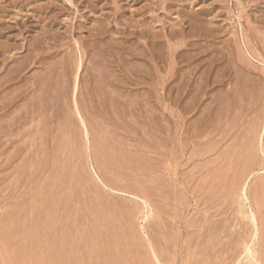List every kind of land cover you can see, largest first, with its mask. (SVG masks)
Listing matches in <instances>:
<instances>
[{"label":"rangeland","instance_id":"1","mask_svg":"<svg viewBox=\"0 0 264 264\" xmlns=\"http://www.w3.org/2000/svg\"><path fill=\"white\" fill-rule=\"evenodd\" d=\"M0 43V264H264V0H0Z\"/></svg>","mask_w":264,"mask_h":264},{"label":"bare ground","instance_id":"2","mask_svg":"<svg viewBox=\"0 0 264 264\" xmlns=\"http://www.w3.org/2000/svg\"><path fill=\"white\" fill-rule=\"evenodd\" d=\"M1 19H2V18H1ZM1 21H2V20H1ZM54 21H55V20H54ZM12 22H13V21H12ZM26 22H27V21H26ZM113 22H114V21H113ZM115 23H116V22H115ZM137 23H138V22H137ZM17 24H18V23H17ZM118 25H119V24H118ZM193 25H194V24H193ZM66 26H67V25H66ZM17 27H18V26H17ZM67 27H68V26H67ZM123 32H124V31H123ZM140 32H141V31H140ZM252 32H253V31H252ZM250 33H251V32H250ZM39 35H40V34H39ZM45 35H46V34H45ZM131 35H132V34H131ZM258 36H259V35H258ZM1 38H2V37H1ZM46 38H47V37H46ZM142 38H143V37H142ZM260 38H261V37H260ZM262 39H263V38H262ZM5 40H6V39H5ZM57 40H58V39H57ZM46 41H47V40H46ZM49 41H50V40H49ZM13 43H14V42H13ZM22 43H23V42H22ZM257 43H258V42H257ZM0 44H1V43H0ZM31 44H33V43H31ZM15 45H16V44H15ZM33 45H34V44H33ZM22 47H23V46H22ZM123 47H124V46H123ZM110 48H111V47H110ZM34 49H35V47H34ZM34 49H33V50H34ZM48 49H49V48H48ZM177 49H178V48H177ZM36 50H37V49H36ZM51 50H52V49H51ZM4 51H5V50H4ZM47 51H48V50H47ZM66 51H67V50H66ZM83 51H84V50H83ZM106 51H108V50H106ZM134 51H135V50H134ZM239 51H240V50H239ZM30 52H32V51H30ZM35 52H36V51H35ZM35 52H34V53H35ZM110 52H111V51H110ZM116 52H117V51H116ZM136 52H137V51H136ZM28 53H29V52H28ZM28 53H27V54H28ZM37 53H38V52H37ZM105 53H106V52H105ZM107 53H108V52H107ZM126 53H127V52H126ZM130 53H131V52H130ZM134 53H135V52H134ZM141 53H143V52H141ZM141 53H140V54H141ZM144 53H145V52H144ZM108 54H109V53H108ZM117 54H118V53H117ZM135 54H137V53H135ZM7 55H8V54H7ZM12 55H13V54H12ZM144 55H145V54H144ZM149 55H150V54H149ZM104 56H105V55H104ZM115 56H116V55H115ZM125 56H126V55H125ZM136 56H137V55H136ZM139 56H140V55H139ZM2 57H3V56H2ZM75 57H76V56H75ZM133 57H135V56H133ZM71 58H72V57H71ZM80 58H81V57H80ZM107 58H108V57H107ZM124 58H126V57H124ZM32 59H33V58H32ZM241 59H242V58H241ZM248 59H249V58H248ZM70 60H71V59H70ZM116 60H117V59H116ZM123 60H124V59H123ZM150 60H151V59H150ZM32 61L34 62V60H32ZM68 61H69V59H68ZM13 62H14V61H13ZM17 62H18V61H17ZM44 62H45V61H44ZM115 62H117V61H115ZM120 62H121V61H120ZM135 62H136V61H135ZM144 62H145V61H144ZM39 63H40V62H39ZM49 63H50V62H49ZM68 63H69V62H68ZM122 63H123V62H122ZM138 63H139V62H138ZM21 64H22V63H21ZM65 64H66V63H65ZM77 64H78V63H77ZM125 64H126V63H125ZM17 65H19V64H17ZM43 65H44V64H43ZM127 65H128V64H127ZM129 65H130V64H129ZM22 66H23V64H22ZM27 66H28V63H27ZM37 66H38V65H37ZM50 66H51V65H50ZM66 66H68V65H66ZM77 66H78V65H77ZM51 67H53V66H51ZM55 67H56V66H55ZM58 67H59V66H58ZM112 67H113V66H112ZM112 67H111V68H112ZM118 67H119V66H118ZM29 68H30V67H29ZM29 68H28V69H29ZM46 68H47V67H46ZM48 68H49V67H48ZM53 68H54V67H53ZM63 68H64V67H63ZM116 68H117V67H116ZM122 68H123V67H122ZM128 68H131V67H128ZM132 68H133V67H132ZM140 68H141V67H140ZM257 68H258V67H257ZM257 68H256V69H257ZM24 69H26V68H24ZM50 69H51V68H50ZM69 69H70V68H69ZM76 69H77V68H76ZM113 69H114V68H113ZM249 69H250V68H249ZM41 70H42V69H41ZM43 70H44V68H43ZM48 70H49V69H48ZM77 70H78V69H77ZM125 70H126V69H125ZM130 70H132V69H130ZM15 71L17 72L16 69H15ZM15 71H14V74H16ZM119 71H120V70H119ZM43 72H44V71H43ZM47 72H48V71H47ZM142 72H143V71H142ZM144 72H145V71H144ZM148 72H149V71H148ZM243 72H244V71H243ZM111 73H112V72H111ZM113 73H114V72H113ZM118 73H120V72H118ZM128 73H129V71H128ZM133 73H135V72H133ZM23 74H24V73H23ZM51 75H52V74H51ZM113 75H114V74H113ZM138 75H139V74H138ZM10 76H11V75H10ZM15 76H16V75H15ZM40 76H41V75H40ZM71 76H72V75H71ZM71 76H70V77H71ZM103 76H105V74H103ZM110 76H111V75H110ZM130 76H131V75H130ZM188 76H189V75H188ZM247 76H248V75H247ZM16 77H17V76H16ZM33 77H34V76H33ZM51 77H53V76H51ZM51 77H49V78H51ZM64 77H65V76H64ZM70 77H69V78H70ZM105 77H106V76H105ZM249 77H250V76H249ZM8 78H9V77H8ZM11 78H12V77H11ZM38 78H39V77H38ZM46 78H47V77H46ZM55 78H56V77H55ZM110 78H111V77H110ZM113 78H114V76H113ZM132 78H133V76H132ZM5 79H6V78H5ZM12 79H13V78H12ZM23 79H24V78H23ZM64 79H65V78H64ZM64 79H63V80H64ZM108 79H109V78H108ZM242 79H243V77H242ZM247 79H248V78H247ZM249 79H250V78H249ZM260 79H261V78H260ZM8 80H9V79H8ZM13 80H14V79H13ZM27 80H28V79H27ZM35 80H36V79H35ZM38 80H41V79H38ZM43 80H44V79H43ZM45 80H46V79H45ZM47 80H49V79L47 78ZM50 80H51V79H50ZM61 80H62V79H61ZM111 80H112V79H111ZM118 80H119V79H118ZM160 80H161V79H160ZM245 80H246V79H245ZM245 80H244V81H245ZM22 81H23V80H22ZM108 81H109V80H108ZM113 81H114V80H113ZM158 81H159V80H158ZM256 81H257V80H256ZM20 82H21V81H20ZM36 82H37V81H36ZM36 82H34V83H36ZM41 82H42V81H41ZM43 82H44V81H43ZM58 82H59V81H58ZM70 82H71V81H70ZM212 82H213V81H212ZM218 82H219V81H218ZM248 82H249V81H248ZM250 82H251V81H250ZM259 82H260V81H259ZM28 83H29V82H28ZM44 83H45V82H44ZM50 83H51V81H50ZM65 83H66V82H65ZM65 83H64V84H65ZM68 83H69V82H68ZM105 83H106V82H105ZM116 83H117V82H116ZM244 83H245V82H244ZM252 83H253V81H252ZM5 84H6V83H5ZM9 84H10V83H9ZM55 84H56V83H55ZM62 84H63V83H62ZM64 84H63V85H64ZM121 84H122V83H121ZM247 84H248V83H247ZM7 85H8V84H7ZM25 85H26V84H25ZM34 85H36V84H34ZM42 85H43V84H42ZM48 85H49V83H48ZM53 85H54V84H53ZM242 85H243V84H242ZM253 85H254V84H253ZM260 85H261V84H260ZM260 85H259V86H260ZM0 86H1V85H0ZM4 86H6V85H4ZM26 86H27V85H26ZM54 86H55V85H54ZM70 86H71V85H70ZM244 86H245V85H244ZM248 86H249V85H248ZM255 86H256V85H255ZM19 87H20V86H19ZM22 87H23V86H22ZM38 87H39V85H38ZM38 87H37V88H38ZM40 87H41V86H40ZM80 87H81V86H80ZM157 87H158V86H157ZM47 88H48V87H47ZM49 88H50V87H49ZM107 88H108V87H107ZM109 88H110V87H109ZM239 88H240V87H239ZM251 88H252V86H251ZM0 89H1V88H0ZM50 89H51V88H50ZM66 89H67V87H66ZM68 89H69V88H68ZM75 89H76V88H75ZM75 89H73V90H75ZM104 89H105V88H104ZM249 89H250V88H249ZM254 89H255V88H254ZM7 90H8V89H7ZM21 90H22V89H21ZM29 90H30V89H29ZM34 90H35V89H34ZM242 90H243V89H242ZM255 90H256V89H255ZM16 91H17V90H16ZM16 91H15V92H16ZM25 91H26V90H25ZM44 91H45V90H44ZM60 91H62V89H61ZM105 91H108V90L105 89ZM110 91H111V90H110ZM120 91H121V90H120ZM120 91H119V92H120ZM224 91H225V90H224ZM258 91H259V90H258ZM15 92H14V93H15ZM32 92H33V91H32ZM236 92H237V91H236ZM252 92H253V91H252ZM254 92H255V91H254ZM254 92H253V93H254ZM259 92H261V91H259ZM14 93H13V94H14ZM34 93H37V92H34ZM39 93H40V92H39ZM47 93H48V92H47ZM47 93H46V94H47ZM62 93H63V92H62ZM64 93H65V92H64ZM68 93H69V92H68ZM102 93H103V92H102ZM117 93H118V92H117ZM227 93H228V92H227ZM248 93H249V92H248ZM20 94H21V93H20ZM20 94H18L17 96H16L15 94H14V95H15L16 97H19ZM43 94H44V93H43ZM59 94H60V93H59ZM72 94H73V93H72ZM100 94H101V93H100ZM109 94H112V93H109ZM123 94H124V93H123ZM251 94H252V93H251ZM251 94H250V95H251ZM11 95H12V94H11ZM21 95H23V93H22ZM33 95H34V94H33ZM50 95H51V94H50ZM55 95H56V94H55ZM113 95H114V94H113ZM253 95H254V94H253ZM5 96H6V95H5ZM39 96H41V95H39ZM100 96H101V95H100ZM3 97H4V96H3ZM16 97H15V100L17 99V101H18L19 98H16ZM20 97H21V96H20ZM45 97H46V96H45ZM57 97H58V96H57ZM114 97H115V96H114ZM116 97H117V96H116ZM213 97H215V96H213ZM245 97H246V96H245ZM248 97H249V96H248ZM4 98H5V97H4ZM9 98H10V97H9ZM13 98H14V97H13ZM21 98H22V97H21ZM23 98H24V97H23ZM59 98H61V97H59ZM68 98H69V97H68ZM78 98H79V97H78ZM119 98H120V97H119ZM256 98H257V96H256ZM26 99H27V98H26ZM38 99H39V98H38ZM50 99H51V98H50ZM79 99H80V98H79ZM79 99H78V100H79ZM124 99H125V97H124ZM126 99H127V98H126ZM225 99H226V98H225ZM232 99H233V98H232ZM250 99H251V98H250ZM252 99H254V98H252ZM5 100H6V99H5ZM10 100H11V99H10ZM40 100H41V99H40ZM42 100H43V102H44V99H42ZM53 100H54V99H53ZM76 100H77V99H76ZM102 100H103V99H102ZM245 100H246V99H245ZM254 100H255V99H254ZM254 100H253V101H254ZM2 101H3V100H2ZM45 101H46V100H45ZM50 101H51V100H50ZM60 101H61V100H60ZM116 101H117V100H116ZM220 101H221V100H220ZM258 101H259V100H258ZM11 102H13V100H12ZM15 102H16V101H15ZM34 102H35V101H34ZM61 102H62V101H61ZM64 102H65V100H64ZM118 102H119V100H118ZM122 102H123V100H122ZM228 102H229V101H228ZM254 102H255V101H254ZM9 103H10V102H9ZM13 103H14V102H13ZM31 103H33V102H31ZM36 103H37V102H36ZM54 103H55V102H54ZM103 103H104V102H103ZM112 103H113V102H112ZM115 103H116V102H115ZM120 103H121V102H120ZM212 103H213V102H212ZM224 103H226V101H225ZM255 103H256V102H255ZM3 104H4V103H3ZM16 104H17V103H16ZM47 104H48V103H47ZM59 104H60V103H59ZM80 104H81V103H80ZM124 104H125V103H124ZM19 105H20V104H19ZM43 105H44V104H43ZM60 105H61V104H60ZM102 105H103V104H102ZM112 105H113V104H112ZM238 105H239V104H238ZM11 106H12V105H11ZM11 106H10V107H11ZM21 106H22V105H21ZM35 106H36V105H35ZM38 106H39V102H38ZM64 106H65V105H64ZM113 106H114V105H113ZM130 106H131V105H130ZM228 106H230V105H228ZM249 106H250V105H249ZM259 106H260V105H259ZM3 107H4V106H3ZM3 107L0 106V108H3ZM5 107H6V105H5ZM5 107H4V108H5ZM127 107H128V106H127ZM14 108H15V107H14ZM27 108H28V107H27ZM29 108H30V107H29ZM36 108H40V107H36ZM46 108H47V106H46ZM120 108H121V107H120ZM224 108H225V107H224ZM18 109H19V108H18ZM41 109H42V108H41ZM51 109H52V108H51ZM51 109H50V110H51ZM126 109H127V108H126ZM3 110H4V109H3ZM11 110H12V109H11ZM16 110H17V108H16ZM37 110H38V109H37ZM109 110H112V109H109ZM124 110H125V109H124ZM219 110H220V109H219ZM30 111H31V110H30ZM42 111H43V110H42ZM45 111H47V110H45ZM48 111H49V110H48ZM113 111H114V110H113ZM119 111H120V110H119ZM122 111H123V110H122ZM242 111H243V110H242ZM244 111H245V110H244ZM257 111H258V110H257ZM262 111H263V110H262ZM4 112H5V111H4ZM235 112H236V111H235ZM240 112H241V111H240ZM254 112H255V111H254ZM13 113H14V112H13ZM13 113H12V114H13ZM35 113H36V112H35ZM35 113H34V114H35ZM40 113H42V112H40ZM106 113H107V112H106ZM123 113H124V112H122V114H123ZM21 114H22V112H21ZM37 114H38V113H37ZM64 114H65V113H64ZM64 114H63V115H64ZM113 114H115V113H113ZM104 115H105V114H104ZM234 115H235V114H234ZM12 116H13V115H12ZM12 116H11V117H12ZM23 116H24V115H23ZM36 116H37V115H36ZM94 116H95V115H94ZM129 116H130V115H129ZM229 116H230V115H229ZM14 117H15V116H14ZM27 117H28V116H27ZM27 117H26V118H27ZM40 117H41V116H40ZM199 117H200V116H199ZM222 117H223V116H222ZM254 117H255V116H254ZM254 117H253V118H254ZM29 118H30V117H29ZM213 118H215V117H213ZM242 118H243V117H242ZM257 118H258V117H257ZM5 119H6V118H5ZM202 119H203V118H202ZM225 119H226V118H225ZM22 120H23V119H22ZM42 120H43V119H42ZM50 120H51V119H50ZM81 120H82V119H81ZM233 120H234V119H233ZM0 121H1V120H0ZM67 121H68V120H67ZM7 122H8V121H7ZM18 122H19V121H18ZM21 122H22V121H21ZM82 122H83V121H82ZM218 122H219V121H218ZM14 123H15V121H14ZM47 123H48V122H47ZM63 123H64V122H63ZM42 124H43V123H42ZM54 124H55V123H54ZM224 124H225V123H224ZM243 124H244V123H243ZM17 125H18V124H17ZM62 125H63V124H62ZM13 126H14V124H13ZM47 126H49V125H47ZM217 126H218V124H217ZM219 126H220V125H219ZM40 127H41V126H40ZM44 127H45V126H44ZM52 127H53V126H52ZM102 127H103V126H102ZM196 127H197V126H196ZM236 127H237V125H236ZM244 127H245V126H244ZM12 128H13V127H12ZM245 128H246V127H245ZM253 128H254V127H253ZM263 128H264V123L262 124L261 132H262ZM71 129H72V128H71ZM251 129H252V128H251ZM16 130H17V129H16ZM37 130H38V129H37ZM48 130H49V129H48ZM60 130H61V129H60ZM78 130H79V129H78ZM100 130H101V129H100ZM252 130H253V129H252ZM22 131H23V130H22ZM38 131H39V130H38ZM61 131H62V130H61ZM61 131H60V132H61ZM101 131H102V130H101ZM107 131H108V130H107ZM231 131H232V130H231ZM231 131H230V132H231ZM27 132H28V131H27ZM66 132H67V131H66ZM103 132H104V131H103ZM258 132H260V131H258ZM35 133L37 134V131H36ZM47 133H48V132H47ZM90 133H91V132H90ZM99 133H100V132H99ZM110 133H111V132H110ZM194 133H195V132H194ZM31 134H32V133H31ZM66 134H67V133H66ZM109 135H110V134H109ZM182 135H183V134H182ZM218 135H219V134H218ZM246 135H247V134H246ZM10 136H11V135H10ZM33 136H34V135H33ZM37 136H38V135H37ZM76 136H77V134H76ZM92 136H93V135H92ZM107 136H108V135H107ZM219 136H220V135H219ZM226 136H227V135H226ZM244 136H245V135H244ZM25 137H26V136H25ZM25 137H24V138H25ZM35 137H36V136H35ZM203 137H204V136H203ZM240 138H241V137H240ZM13 139H14V138H13ZM28 139H29V138H28ZM32 139H33V138H32ZM104 139H105V138H104ZM201 139H202V138H201ZM208 139H209V138H208ZM221 139H222V138H221ZM10 140H11V139H10ZM35 140H36V139H35ZM203 140H204V139H203ZM104 141H105V140H104ZM224 141H225V139H224ZM23 142H24V141H23ZM28 142H29V141H28ZM259 142H260V141H259ZM32 143H33V142H32ZM32 143H31V144H32ZM245 143H246V142H245ZM97 144H98V143H97ZM109 146H110V145H109ZM232 146H233V145H232ZM257 146H258V145H257ZM224 147H225V146H224ZM27 148H28V147H27ZM114 148H115V146H114ZM120 148H121V147H120ZM213 148H214V147H213ZM28 149H29V148H28ZM28 149H27V150H28ZM64 149H65V148H64ZM109 149H110V148H109ZM111 149H112V148H111ZM203 149H204V148H203ZM96 150H97V149H96ZM209 150H210V149H209ZM213 150H214V149H213ZM225 150H226V149H225ZM245 150H246V149H245ZM253 150H254V149H253ZM17 151H18V148H17ZM207 151H208V150H207ZM223 151H224V150H223ZM251 151H252V150H251ZM15 152H16V151H15ZM109 152H110V151H109ZM253 152H254V151H253ZM260 152H261V151H260ZM12 153H13V152H12ZM116 153H117V152H116ZM123 153H124V152H123ZM199 153H200V152H199ZM119 154H120V153H119ZM119 154H118V155H119ZM127 154H128V153H127ZM127 154H126V157H127ZM208 154H209V153H208ZM218 154H219V153H218ZM234 154H235V153H234ZM258 154H259V153H258ZM12 155H13V154H12ZM121 155H122V154H121ZM219 156H220V154H219ZM245 156H246V155H245ZM112 157H113V156H112ZM107 158H109V157H107ZM117 158H118V157H117ZM119 158H120V156H119ZM122 158H123V157H122ZM122 158H121V159H122ZM129 158H130V157H129ZM131 158H132V157H131ZM200 158H201V157H200ZM212 158H213V157H212ZM10 159H11V157H10ZM104 159H105V158H104ZM114 159H115V158H114ZM210 159H211V158H210ZM210 159H209V160H210ZM126 160H127V159H126ZM133 160H135V159H133ZM114 161H115V160H114ZM262 161H263V160H262ZM107 162H108V161H107ZM120 162H121V161H120ZM225 162H226V161H225ZM230 162H231V161H230ZM246 162H249V161H246ZM109 163H110V162H109ZM121 163H122V162H121ZM31 164H32V163H31ZM129 164H130V163H129ZM106 165H108V164H106ZM118 165H119V164H118ZM103 166H104V165H103ZM140 166H141V165H140ZM106 167H107V166H106ZM109 167H110V166H109ZM204 167H205V166H204ZM206 167H207V166H206ZM221 167H222V166H221ZM114 168H115V167H114ZM219 168H220V167H219ZM219 168H218V169H219ZM222 168H223V167H222ZM224 168H225V167H224ZM239 168H240V167H239ZM131 169H132V168H131ZM235 169H236V168H235ZM111 170H112V169H111ZM113 170H114V169H113ZM117 170H118V169H117ZM117 170H116V171H117ZM119 170H120V169H119ZM124 170H125V169H124ZM138 171H139V170H138ZM219 172H220V171H219ZM223 172H225V170H224ZM227 172H228V171H227ZM114 173H115V172H114ZM123 173H124V172H123ZM118 174H119V173H118ZM119 175H120V174H119ZM129 176H130V175H129ZM217 176H218V175H217ZM226 176H227V175H226ZM226 176H225V177H226ZM234 176H235V175H234ZM231 177H232V176H231ZM226 178H227V177H226ZM222 179H223V178H222ZM232 179H233V178H232ZM63 180H64V179H63ZM213 180H214V178H213ZM224 186H225V185H224ZM228 186H229V185H228ZM217 187H219V186H217ZM43 189H44V188H43ZM233 189H234V188H233ZM41 191H42V190H41ZM134 191H135V190H134ZM220 192H221V191H220ZM253 192H254V191H253ZM40 193H42V192H40ZM26 194H27V193H26ZM253 194H254V193H253ZM218 195H219V194H218ZM261 195H262V194H261ZM23 197H24V196H23ZM33 198H34V197H33ZM259 198H260V197H259ZM63 199H64V198H63ZM29 201H30V200H29ZM247 203H248V202H247ZM23 204H25V203H23ZM49 205H50V204H49ZM32 206H33V205H32ZM32 206H31V207H32ZM46 207H47V206H46ZM18 208H19V207H18ZM32 208H33V207H32ZM47 209H48V207H47ZM50 209H51V208H50ZM35 210H36V209H35ZM40 210H41V208H40ZM42 211H43V210H42ZM260 211H261V210H260ZM47 213H48V212H47ZM43 214H45V213H43ZM37 215H38V214H37ZM50 215H51V214H50ZM21 216H23V215H21ZM32 216H33V215H32ZM47 216H48V214H47ZM263 216H264V215H263ZM9 218H10V217H9ZM23 218H25V217L23 216ZM59 218H60V217H59ZM36 220H37V219H36ZM261 220H262V219H261ZM22 221H23V220H22ZM262 221H263V220H262ZM30 222H31V221H30ZM36 222H37V221H36ZM14 225H15V224H14ZM20 225H21V224H20ZM20 225H19V226H20ZM40 225H41V224H40ZM40 225H39V226H40ZM43 225H44V224H43ZM60 225H62V224H60ZM60 225H59V226H60ZM29 226H30V225H29ZM33 227H34V226H33ZM37 227H38V226H37ZM62 227H63V226H62ZM45 228H46V227H45ZM49 228H50V226H49ZM58 228H59V227H58ZM20 229H21V228H20ZM50 229H51V228H50ZM14 230H16V229H14ZM17 230H18V229H17ZM47 230H48V229H47ZM66 230H67V229H66ZM28 232H29V231H28ZM53 232H54V231H53ZM59 232H60V230H59ZM66 232H67V231H66ZM55 233H56V232H55ZM55 233H54V234H55ZM57 233H58V232H57ZM64 233H65V232H64ZM23 234H24V233H23ZM38 234H39V232H38ZM62 234H63V233H62ZM11 235H12V234H11ZM30 235H31V234H30ZM244 235H245V234H244ZM124 236H125V235H124ZM11 237H12V236H11ZM51 237H53V236H51ZM58 237H59V236H58ZM68 237H69V236H68ZM260 237H261V236H260ZM11 239L13 240V238H11ZM62 239H63V238H62ZM118 239H119V238H118ZM9 240H10V239H9ZM35 240H36V239H35ZM35 240H34V241H35ZM53 240H54V239H53ZM67 240H68V239H67ZM56 241H57V240H56ZM62 241H63V240H62ZM30 243H31V242H30ZM54 243H55V242H54ZM155 243H156V242H155ZM50 244H51V243H50ZM66 244H67V243H66ZM69 244H70V243H69ZM124 244H125V243H124ZM139 244H140V243H139ZM46 245H47V244H46ZM46 245H44V246H46ZM52 245H53V243H52ZM52 245H51V246H52ZM58 245H59V244H58ZM91 245H92V244H91ZM91 245H90V246H91ZM104 245H105V244H104ZM120 245H121V244H120ZM134 245H135V244H134ZM90 246H89V247H90ZM125 246H126V245H125ZM8 247H9V246H8ZM52 247H53V246H52ZM120 247H121V246H120ZM56 248H57V247H56ZM63 248H64V247H63ZM63 248H62V249H63ZM50 249H52V248H50ZM53 249H54V248H53ZM57 249H58V248H57ZM89 249H90V248H89ZM121 249H122V248H121ZM44 250H45V249H44ZM137 250L139 251L140 249H137ZM26 251H27V250H26ZM42 251H43V250H42ZM53 251L55 252V249H54ZM57 251H58V250H57ZM64 251H65V250H64ZM70 251H71V250H70ZM102 251H103V250H102ZM138 251H137V252H138ZM12 252H14V251H12ZM68 252H69V251H68ZM71 252H72V251H71ZM2 253H3V252H2ZM22 253H23V252H22ZM42 253H43V252H42ZM44 253H45V252H44ZM64 253H65V252H64ZM115 253H116V252H115ZM16 254H17V253H16ZM19 254H20V253H19ZM19 254H18V255H19ZM26 254H27V253H26ZM52 254H53V253H52ZM105 254H106V253H105ZM107 254H108V253H107ZM116 254H117V253H116ZM0 255H1V254H0ZM49 255H51V254H49ZM98 255H99V254H98ZM100 256H101V254H100ZM104 256H105V255H104ZM110 256H111V255H110ZM115 256H116V255H115ZM54 257H55V256H54ZM61 257H62V256H61ZM111 257H112V256H111ZM25 258H26V257H25ZM121 258H122V257H121ZM250 258H251V257H250ZM47 259H48V258H47ZM49 259H50V258H49ZM56 259H57V258H56ZM104 259H105V258H104ZM108 259H109V258H108ZM4 260H6V259H4ZM118 260H119V259H118ZM46 261H47V260H46ZM108 261H109V260H108ZM122 261H123V260H122ZM3 262H4V261H3ZM23 262H24V261H23ZM61 262H62V261H61ZM105 262H106V261H105ZM15 263H16V262H15ZM36 263H37V262H36ZM46 263H47V262H46ZM46 263H45V264H46ZM62 263H63V262H62ZM123 263H124V262H123ZM250 263H251V262H250ZM255 263H256V262H255ZM17 264H18V263H17ZM63 264H64V263H63ZM65 264H66V263H65Z\"/></svg>","mask_w":264,"mask_h":264}]
</instances>
